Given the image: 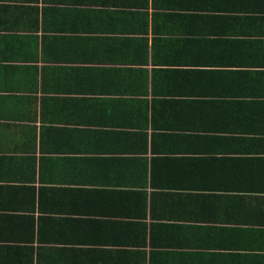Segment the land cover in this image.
I'll return each mask as SVG.
<instances>
[{"label": "crops", "instance_id": "1", "mask_svg": "<svg viewBox=\"0 0 264 264\" xmlns=\"http://www.w3.org/2000/svg\"><path fill=\"white\" fill-rule=\"evenodd\" d=\"M0 264H264V0H0Z\"/></svg>", "mask_w": 264, "mask_h": 264}]
</instances>
